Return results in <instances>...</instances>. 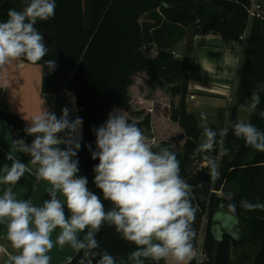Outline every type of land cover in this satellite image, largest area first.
Listing matches in <instances>:
<instances>
[{"label": "trees", "instance_id": "1", "mask_svg": "<svg viewBox=\"0 0 264 264\" xmlns=\"http://www.w3.org/2000/svg\"><path fill=\"white\" fill-rule=\"evenodd\" d=\"M55 3L54 17L35 25L49 49L48 55L36 65L47 67L44 61L54 60L61 86L75 96L77 114L82 119V142L73 157L78 160L77 176L87 178L89 190L101 198L106 210L112 207L93 182L94 168L99 163L98 159H92V152L96 151L95 129L114 110L129 112L134 79L145 75L151 85L167 89L170 98L178 97L177 107L170 102L167 116L183 137L171 136L151 145L154 151H158V145L174 152L180 162L181 177L191 185L190 201L196 209L193 250L197 249L198 234L205 220L201 244L205 260L200 264H264V211H246L239 203L241 199L264 203V152L235 137L231 123L237 121V108L232 107L226 125L229 131L223 140V149L229 151L221 154L219 178L213 184L211 180L197 179L202 172L210 176L207 166L199 170L197 167L206 163L204 157H211L215 151L194 155L201 132L196 118L185 106L187 86L192 78L190 58L172 55L181 41L195 35L214 34L231 47L247 27L248 0H55ZM9 9L22 10L18 0H0V22L7 20ZM251 24L248 49L264 53V19ZM58 50L63 62L56 54ZM261 110H264V92L250 120L264 131V119L258 115ZM136 114L142 118L135 124L144 130L147 139H153L150 114L142 111ZM0 117L19 139L31 144L33 139L24 134L17 117L2 111ZM211 129L219 132L221 128ZM219 138L217 135L216 141ZM178 145L180 148L176 149ZM210 191L220 193L221 197ZM228 193L233 194L232 201L226 199ZM229 203L236 204L235 215L228 212ZM218 214L238 221L237 236L231 231H219ZM95 238L100 243L96 251L106 250L118 261L127 260L136 250L134 244L123 240L107 224ZM81 255L82 252H76L66 264H79ZM144 264L157 262L145 259ZM189 264L195 262L191 260Z\"/></svg>", "mask_w": 264, "mask_h": 264}, {"label": "clouds", "instance_id": "2", "mask_svg": "<svg viewBox=\"0 0 264 264\" xmlns=\"http://www.w3.org/2000/svg\"><path fill=\"white\" fill-rule=\"evenodd\" d=\"M55 9V0H28L22 10H8L7 20L0 22V68L19 61L37 64L48 55L49 49L35 25L53 18ZM44 63L50 71L54 70V60ZM262 92L264 84L257 85L250 103L242 110L255 112ZM200 115L206 119L204 113ZM258 115L264 119V110ZM26 120L24 131L34 136L33 141L26 144L23 139H16L13 145L17 153L31 157L30 163L36 167L30 174L37 183L47 182L50 199L35 206L30 200L15 197L11 186L29 172V167L9 152L6 159L11 164L0 168V184L9 185L0 196V223L6 224L7 239L18 254L8 256L5 264H50L48 253L54 247L51 235L57 228L60 232L56 244H68L82 252L79 264H144L145 259L157 264L161 260L165 264L169 260L188 264L194 255L192 224L196 209L190 201L191 185L181 177L174 152L158 145V151H154L142 130L121 110L110 113L107 121L95 129L96 151L92 152V159L99 160L93 182L102 191L103 199L112 204L106 210L101 198L89 190L87 178L77 176L78 160L73 157L80 148L82 119L70 120L67 108L58 118L42 105L40 112ZM231 130L247 146L264 152V131L251 122L238 119L231 123ZM228 131L227 126L219 132L205 127L204 139L194 155L211 152L217 135L224 137ZM228 151L224 148L221 154ZM204 158L211 178L218 179L217 163L210 156ZM226 199L232 201L233 194L228 193ZM239 203L246 211H264V203L245 199ZM227 209L235 215L236 204L229 203ZM106 224L136 246L127 260L118 261L106 250L96 251L100 243L95 237ZM78 233H83L82 238Z\"/></svg>", "mask_w": 264, "mask_h": 264}, {"label": "crops", "instance_id": "3", "mask_svg": "<svg viewBox=\"0 0 264 264\" xmlns=\"http://www.w3.org/2000/svg\"><path fill=\"white\" fill-rule=\"evenodd\" d=\"M18 1L22 9L28 3V0ZM259 1L264 5V0ZM175 49L181 50L180 54H175L178 58L183 55L190 58L189 74L192 78L187 86L185 106L187 112L197 120L198 129L201 132L200 141L204 138L202 133L205 127L214 126L221 129L226 127L232 107L237 108V120L244 119L250 122L251 112L242 110V106L246 107L250 103L251 93L257 85L264 83V53L251 52L248 49L247 39L243 46L228 47L219 36L214 34L188 37ZM154 95L151 99L156 100ZM172 99L173 106L177 107L178 97ZM149 102L151 107L146 110L151 116L153 139H148L147 142L151 145L176 136V133L169 130L178 131L177 125L170 122L168 118L164 121L157 119L160 115L159 107L154 108L155 103L150 100ZM42 105L48 111L54 112L58 118L62 115L64 108L69 109L70 120L78 117L75 96L63 85L61 86L60 72L56 68L50 71L48 67L28 64L24 61L0 68V111L17 117L25 129L28 126L26 118L40 112ZM168 105L170 108V102ZM201 113L205 114L206 119H201ZM24 134L34 139V136L27 135L25 131ZM59 135L63 137L64 134ZM16 139L19 138L0 117V168L5 164H11V161L6 159L9 152L17 156L22 163L28 164L29 172H26L24 177L11 187L17 199L30 200L33 205L42 206L44 200L50 199L46 190L48 184L46 181L37 183L35 177L30 174L36 166L30 163L29 155L15 151L13 140ZM78 139L81 144L82 126ZM2 175L3 173L0 172V176ZM7 187L9 185L0 184V196ZM58 198L64 200L59 194ZM65 213L69 214L66 206ZM216 218L219 220V231L227 230L235 236L238 235L240 226L237 220L221 214H218ZM204 231L205 220L198 234L197 249L193 250L194 255L191 260L195 264L205 260L201 252ZM59 232L60 229L57 228L51 235L54 247L48 253L51 257L50 264H66L77 252L68 244L63 247L56 244ZM78 236L82 238L83 233H78ZM13 254L18 253L7 239V226L5 223H0V264H5L8 256ZM167 264H174V262L169 260Z\"/></svg>", "mask_w": 264, "mask_h": 264}, {"label": "rangeland", "instance_id": "4", "mask_svg": "<svg viewBox=\"0 0 264 264\" xmlns=\"http://www.w3.org/2000/svg\"><path fill=\"white\" fill-rule=\"evenodd\" d=\"M174 52H175V54H178V53L180 54L181 50L175 49ZM153 55L154 54L152 53V56ZM189 71H190V69H189ZM153 95L156 97L155 98L156 100L151 99L153 97ZM130 97H131V100H130L129 112L126 113V112L122 111V113L125 116L127 115L126 117H127V119H129L130 122L139 123L142 116H138L136 113H138L140 111H142L145 114L148 113L146 109H149V107H151V103L149 102V100L152 101V103H155L154 108H156V106L159 107V109L158 108L157 109L159 110L160 115H158L159 117H157V119L164 121L165 119L168 118V116H167V112L169 110L168 104H169V102L173 101V99L169 97L167 89H165V88L159 89L156 85H151L149 83V80H147V77L145 75H142V74L138 75L134 79V85L130 90ZM163 129L166 130V128H163ZM178 129H179V127H178ZM169 131L174 133V134L176 133V135H178V136L183 137L182 133L180 132V129L178 131L174 130L176 132H174L172 129H170ZM142 132L144 133V130H142ZM144 135H145V133H144ZM146 139H147V137H146ZM203 139L204 138H202L201 141ZM179 148H180V145H178L176 149H179ZM211 153H212V151L209 152V154H211ZM213 182H214V180H212L211 184H213ZM210 193L215 194L217 197H221L220 193H215L213 191H210Z\"/></svg>", "mask_w": 264, "mask_h": 264}, {"label": "built area", "instance_id": "5", "mask_svg": "<svg viewBox=\"0 0 264 264\" xmlns=\"http://www.w3.org/2000/svg\"><path fill=\"white\" fill-rule=\"evenodd\" d=\"M264 19V5L259 0H248V8H247V27L245 31L238 37V40L236 42H233L232 45H239L243 46L246 42L247 36L249 34L250 25L255 20H262ZM172 55L176 58H178L175 53H172ZM223 140L224 137H220L215 144V147L212 151H215V154H211V158L215 160V162L219 163V160L221 158V151L223 148ZM206 167V163H202L198 165L197 170ZM210 180L212 182V178L210 177ZM216 193V192H215Z\"/></svg>", "mask_w": 264, "mask_h": 264}, {"label": "water", "instance_id": "6", "mask_svg": "<svg viewBox=\"0 0 264 264\" xmlns=\"http://www.w3.org/2000/svg\"><path fill=\"white\" fill-rule=\"evenodd\" d=\"M56 54L58 55V57L60 58V60L63 62V55L62 53L58 50V52H56ZM180 138H182V136H180ZM197 179L199 181H204L207 182L210 180V176L206 173V172H202L197 176Z\"/></svg>", "mask_w": 264, "mask_h": 264}]
</instances>
